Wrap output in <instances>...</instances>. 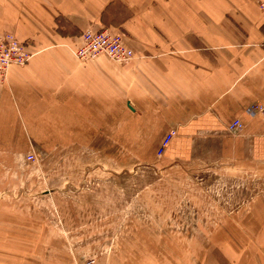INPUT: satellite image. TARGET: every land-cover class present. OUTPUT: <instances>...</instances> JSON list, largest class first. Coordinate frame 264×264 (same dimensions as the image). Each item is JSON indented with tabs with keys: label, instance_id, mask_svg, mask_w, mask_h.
Segmentation results:
<instances>
[{
	"label": "crops",
	"instance_id": "obj_1",
	"mask_svg": "<svg viewBox=\"0 0 264 264\" xmlns=\"http://www.w3.org/2000/svg\"><path fill=\"white\" fill-rule=\"evenodd\" d=\"M260 1L0 0V34L27 42L34 54L27 66L12 67L7 84L0 86L3 150L25 152L15 139H62V145L69 144L63 139H72L74 151L91 149L89 139L109 145L123 139L119 150L124 155L128 139H141L138 147L146 141L153 159L165 137L175 133L164 164L218 160L231 143L247 148L249 157L264 156V114L250 111L253 105L264 106ZM106 28L124 35L136 56L131 64L77 60L74 51L81 35ZM237 120L245 128L232 133ZM109 188L103 189L104 202ZM180 191L169 180L148 186L136 201L133 222L141 225L140 231L118 239L172 238L166 225L174 219ZM127 206L124 195H110L102 204L121 223ZM70 218L62 216L60 222ZM91 236L49 231L47 215L34 214L28 201L0 204V264H74L73 258H65L70 254L63 240ZM49 240H55L51 247ZM125 250L114 249L109 264H169L161 263L160 248ZM257 259L264 264V255L258 253ZM247 263L255 261L250 263L248 256Z\"/></svg>",
	"mask_w": 264,
	"mask_h": 264
},
{
	"label": "rangeland",
	"instance_id": "obj_2",
	"mask_svg": "<svg viewBox=\"0 0 264 264\" xmlns=\"http://www.w3.org/2000/svg\"><path fill=\"white\" fill-rule=\"evenodd\" d=\"M7 36L11 34H0V38ZM20 42L31 58L24 66H14L25 67L34 54L27 42ZM7 82L8 78L4 85ZM254 106L264 108L253 105L250 111ZM241 125L235 132L244 130L242 122ZM15 140L17 147L27 148L25 152L11 154L9 149L3 150L7 144L0 143V204L25 200L31 203L34 214L44 211L49 231L93 235L88 239L63 240L70 254L65 258H73L74 264H109V255L114 249H126L130 254L136 247L160 248L167 254L161 255V263L169 264H215L216 259L219 264H248V256L250 263L252 258L258 264V253L264 255L263 250L258 251L259 242L263 240L257 239L262 237L260 233L264 234V207L259 206L264 204V156L260 153L249 157L247 148L238 149V144L231 143L218 160L164 164V154L158 155L160 147L156 156L149 159L148 143L137 145L141 139H128L124 155L119 150L123 139H112L111 145L105 144L104 139H89L91 149L88 151L87 147L74 151L72 139H63L69 143L64 145L62 139ZM22 153L26 154L20 157ZM30 155H34V163L28 161ZM109 155L111 159L105 157ZM120 155L126 157L121 159ZM138 155L141 158H137ZM167 180L181 189L174 219L166 225L173 237L118 239L121 234L131 237L133 231L134 235L140 231L141 225L133 222L138 210L136 201L142 199L148 186ZM107 187L110 188L105 202L110 195L122 198L124 195L128 201L124 220L129 219V223L119 222L118 215H110L109 210L102 207L105 203L103 189ZM96 191L101 194L95 198ZM94 202L96 204L86 207L87 203ZM62 216L71 217L69 223H61ZM48 242L49 247L55 244V240ZM165 257L168 260L165 261Z\"/></svg>",
	"mask_w": 264,
	"mask_h": 264
},
{
	"label": "built area",
	"instance_id": "obj_3",
	"mask_svg": "<svg viewBox=\"0 0 264 264\" xmlns=\"http://www.w3.org/2000/svg\"><path fill=\"white\" fill-rule=\"evenodd\" d=\"M264 12V0L260 3ZM75 57L80 63L94 61L100 58H108L113 63L127 66L135 59V53L124 42V35L114 28H106L101 31H86L78 40ZM31 58L23 43L12 35L0 38V85H4L8 78L9 69L14 65L24 66ZM253 112H264L263 107H252ZM242 128L240 121H235L230 131H239ZM175 133H170L162 142L158 155L162 156L172 141ZM34 155L28 157L30 163H34ZM90 264H93L90 262Z\"/></svg>",
	"mask_w": 264,
	"mask_h": 264
}]
</instances>
